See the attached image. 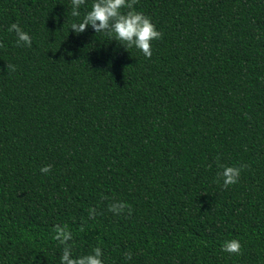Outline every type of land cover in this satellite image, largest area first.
<instances>
[{
  "label": "trees",
  "instance_id": "trees-1",
  "mask_svg": "<svg viewBox=\"0 0 264 264\" xmlns=\"http://www.w3.org/2000/svg\"><path fill=\"white\" fill-rule=\"evenodd\" d=\"M92 2L0 0V264H60L57 224L104 264H264V0H139L150 59L71 30Z\"/></svg>",
  "mask_w": 264,
  "mask_h": 264
},
{
  "label": "clouds",
  "instance_id": "clouds-1",
  "mask_svg": "<svg viewBox=\"0 0 264 264\" xmlns=\"http://www.w3.org/2000/svg\"><path fill=\"white\" fill-rule=\"evenodd\" d=\"M139 0H93L90 10H88L82 20L71 23L70 29L77 35L86 31L91 26L96 33L104 34L108 40H115L126 50L135 47L140 50L146 58L152 56V42L162 38L163 33L158 31L151 18L135 10V5ZM86 4V0H71V16L80 17V8ZM127 9V11H123ZM8 32L15 33L16 46L28 47L32 46V37L28 32L24 31L18 23H12L8 27ZM3 47V44H0ZM7 71L14 72L16 66L13 64L6 65ZM222 171L217 173L218 180L223 181L222 187L227 189L231 185L238 183L241 171L247 165L241 166H221ZM52 165L48 164L40 168V172L47 175L51 172ZM108 199V197H102ZM127 209L130 216L132 214L131 205L124 201L114 200L108 207V211L119 215ZM98 213L95 207L88 210V219L94 220ZM80 231H84V225H81ZM53 239L62 245V253L60 256V264H104L102 259L103 250L95 247L92 252L87 255H73L72 231L68 225L57 224L54 226ZM242 245L237 239L226 240L222 244L221 250L230 255L241 254ZM125 259L130 260L131 253H125Z\"/></svg>",
  "mask_w": 264,
  "mask_h": 264
}]
</instances>
